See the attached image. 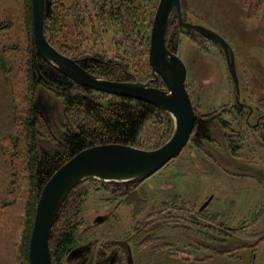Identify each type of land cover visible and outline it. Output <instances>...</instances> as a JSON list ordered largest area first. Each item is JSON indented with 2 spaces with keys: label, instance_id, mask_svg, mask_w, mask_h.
Instances as JSON below:
<instances>
[{
  "label": "rangeland",
  "instance_id": "1",
  "mask_svg": "<svg viewBox=\"0 0 264 264\" xmlns=\"http://www.w3.org/2000/svg\"><path fill=\"white\" fill-rule=\"evenodd\" d=\"M46 1L44 35L61 54L116 62L133 78L128 82L155 78L148 49L159 0ZM180 6L187 22L210 28L230 46L239 100L222 48L189 38L172 13L166 35L185 64L195 118L212 122L210 140L197 145L192 131L177 158L142 183L120 189L79 183L87 194L71 220L73 247L59 264H264V0H180ZM31 15V0H0V264H26L29 101L38 105L46 144L85 123L46 88L30 94ZM159 81L151 86L162 90ZM112 97L95 93L103 105ZM162 112L144 122L133 147L153 151L171 138L175 124Z\"/></svg>",
  "mask_w": 264,
  "mask_h": 264
},
{
  "label": "water",
  "instance_id": "2",
  "mask_svg": "<svg viewBox=\"0 0 264 264\" xmlns=\"http://www.w3.org/2000/svg\"><path fill=\"white\" fill-rule=\"evenodd\" d=\"M157 7L148 49V65L155 78L147 83H132L100 79L51 46L44 35L45 0H31L33 46L42 60L77 85L91 91L152 104L167 112L175 127L171 138L153 151L122 144L94 145L71 157L54 172L38 197L27 247L28 264H52L49 240L53 222L75 186L86 179L104 185L142 183L177 158L188 143L195 125V116L185 88L186 67L176 53L168 50L165 42L166 29L173 11L177 14L179 28L183 33L188 34L183 27L186 26L187 30L191 27L222 48L238 100L239 86L234 56L226 40L210 28L185 24L181 17L180 0H159ZM159 78L164 84L162 90L151 86Z\"/></svg>",
  "mask_w": 264,
  "mask_h": 264
},
{
  "label": "trees",
  "instance_id": "3",
  "mask_svg": "<svg viewBox=\"0 0 264 264\" xmlns=\"http://www.w3.org/2000/svg\"><path fill=\"white\" fill-rule=\"evenodd\" d=\"M49 3L45 0V18L50 17ZM31 22L30 25L31 26ZM173 42V41H172ZM166 46L171 53H175L174 45L166 35ZM28 53L27 81L30 94L38 87H43L60 98L66 110L74 111L76 115L84 116L85 123L77 126L76 131L66 129L60 138L50 140L53 143H45V125L40 118L38 109L32 101L28 103L27 114L23 123L26 130V172L29 182L30 196L27 205L29 221L23 238V258L28 264V242L42 187L71 157L94 145L122 144L137 146L139 135L144 122L155 114L163 112L152 104L142 101H134L129 98L112 97V101L101 104L96 101L95 91L77 85L64 76L59 70L42 60L36 53L33 41ZM90 74L110 81L127 82L133 78L128 72L120 71L121 67L116 62L105 61L103 58H90L78 62ZM162 86L163 82L154 83ZM104 95L102 93H99ZM193 141L199 145L202 141H209L212 122L205 118H195ZM94 181V180H93ZM100 184V183H99ZM103 186L111 185H104ZM115 188L127 187L128 185H113ZM80 185L75 186L73 191L66 197L54 220L50 233L49 247L52 264H59L64 255L69 253L75 241V224L71 222L78 214L81 198L85 197ZM75 210V212H74Z\"/></svg>",
  "mask_w": 264,
  "mask_h": 264
},
{
  "label": "flooded vegetation",
  "instance_id": "4",
  "mask_svg": "<svg viewBox=\"0 0 264 264\" xmlns=\"http://www.w3.org/2000/svg\"><path fill=\"white\" fill-rule=\"evenodd\" d=\"M173 13V16L172 17H175L176 18V20H177V25H178V27H179V22H178V18H177V14H176V12L175 11H173L172 12ZM171 17V16H170ZM181 17H182V13H181ZM182 19H183V22L185 23V24H187V25H191V26H195V25H199L198 23H195V24H192V23H189V22H187L186 21V19L184 18V17H182ZM171 22L173 23V22H175V21H173V20H171ZM170 22V23H171ZM201 26V25H200ZM186 27V26H185ZM185 27H183V29H185L187 32H188V34L186 33V35L189 37V38H191V39H194L195 38V36H199V37H201V38H204L199 32H197V30L195 29H192L191 27H190V29H186ZM181 30V29H180ZM205 39V38H204ZM75 60V59H74ZM76 61V60H75ZM77 63H78V61H77ZM79 64V63H78ZM239 96V95H238ZM238 100H239V97H238ZM238 100H237V97H236V102H238ZM240 107V106H239ZM241 108V107H240ZM238 109V108H237ZM240 110H242V109H239V111ZM252 116H253V113L252 112H248V113H246V115H244V117H245V120L249 123V119L250 118H252ZM250 124V123H249ZM261 124H260V122L258 121V123H257V127L258 126H260Z\"/></svg>",
  "mask_w": 264,
  "mask_h": 264
}]
</instances>
